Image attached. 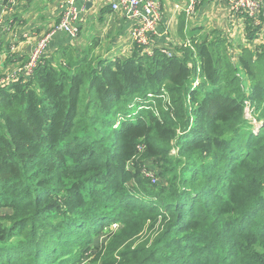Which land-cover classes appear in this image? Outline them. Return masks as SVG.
Returning <instances> with one entry per match:
<instances>
[{
	"label": "trees",
	"instance_id": "1",
	"mask_svg": "<svg viewBox=\"0 0 264 264\" xmlns=\"http://www.w3.org/2000/svg\"><path fill=\"white\" fill-rule=\"evenodd\" d=\"M197 49L46 62L0 88V264L79 263L112 221L98 264H177L172 246L208 264L227 245L214 264H264V44L238 62L221 42ZM139 156L153 185L130 171Z\"/></svg>",
	"mask_w": 264,
	"mask_h": 264
},
{
	"label": "crops",
	"instance_id": "2",
	"mask_svg": "<svg viewBox=\"0 0 264 264\" xmlns=\"http://www.w3.org/2000/svg\"><path fill=\"white\" fill-rule=\"evenodd\" d=\"M67 0H15L14 12L7 14L8 0H0V77L18 73L32 51L60 24ZM119 0L77 1L79 35L72 39L64 33L54 36L43 55L52 66L99 63L112 65L132 57V38L137 22L126 9L114 6ZM162 18L149 35L153 52L182 57L190 47L205 42H221L233 62L243 48L264 44V15L255 19L245 13L233 14L222 0H199L196 11L187 13L188 0H158ZM21 76V74H20Z\"/></svg>",
	"mask_w": 264,
	"mask_h": 264
},
{
	"label": "built area",
	"instance_id": "3",
	"mask_svg": "<svg viewBox=\"0 0 264 264\" xmlns=\"http://www.w3.org/2000/svg\"><path fill=\"white\" fill-rule=\"evenodd\" d=\"M87 2L89 0H67L62 9L60 24L50 34L45 36L32 51L26 64L19 69L18 73L0 77V88L15 82L22 75L31 76L35 70L42 64L43 55L51 39L59 33H64L72 39L79 35V14L76 8V2ZM189 6L187 13L193 14L199 4V0H188ZM222 2L235 15L245 13L255 19L257 15H264V0H222ZM15 0H8L5 6V12L12 14L14 12ZM123 7L127 10L130 18L137 22L133 29V42L146 56H153V47L149 35L155 32L157 25L162 18L161 5L158 0H119L114 9Z\"/></svg>",
	"mask_w": 264,
	"mask_h": 264
},
{
	"label": "rangeland",
	"instance_id": "4",
	"mask_svg": "<svg viewBox=\"0 0 264 264\" xmlns=\"http://www.w3.org/2000/svg\"><path fill=\"white\" fill-rule=\"evenodd\" d=\"M149 99H151V98H149ZM136 105H138V104H136ZM145 105L147 106L148 104L145 103ZM133 106H135V105H131L130 107H133ZM133 109L137 110L136 107H134ZM136 113H137V111H135V114ZM246 118L251 120L250 123L253 125L252 130L257 134V132L259 131V128H260V124L257 123L253 119L254 116L251 112L249 113L247 111ZM122 121H123V117L118 116L116 126H118ZM143 152H144V150L142 149L141 153H143ZM132 164H133V167H131L130 171L133 170L135 172L136 177L140 174V176L151 179V181H152L151 185L154 184L155 179H157V178L154 174L155 168L153 167L152 162L143 160L142 156H139L138 158H136V160ZM135 181L136 180L131 179V181L129 183H126L125 186H127L129 188L130 185H136ZM136 189H137V186H136ZM118 201H119L118 199H114L111 202H108L107 206H109L111 209L114 210L117 207ZM122 228H123V225L121 224V222L115 223L112 221L109 225H104L103 230L98 235L95 234L92 236V244L90 245V247L84 248L83 250L81 248L78 249L77 247L73 249L74 254L76 256L78 254H79V256H82L81 262H79V263L71 262L68 264H98V262L96 260H94V259L98 258V250H100V247L102 245L106 246L107 244H109L111 242V239H113L115 237V235H113V234L119 233V231H121ZM196 244H198V242ZM202 246H204V245H202ZM231 248L232 247H230L229 245H227L225 247H222V246L213 247L211 249V251L208 252V254H202V256L200 258H198V260L200 261L204 256V259L207 258V261L209 259L208 264H214L213 260H215L217 258L216 256H219V259H220L219 263H222L221 260L227 259L230 256V254L234 252ZM53 249H55V248H53ZM223 250L225 253H227L226 258L222 257ZM181 253L182 252L180 251V254H179L178 249L176 247L172 246L170 251L167 253V258H170L171 256L177 257L178 258L177 264H197L195 262L190 263L189 255L184 257L181 255ZM48 256H49V258L51 257V255H49V254H48ZM52 263H53L52 259L48 260L46 262V264H52ZM61 263H62V261L55 262L53 264H61ZM63 264H67V263H63Z\"/></svg>",
	"mask_w": 264,
	"mask_h": 264
}]
</instances>
